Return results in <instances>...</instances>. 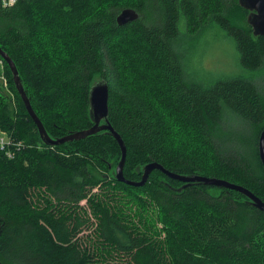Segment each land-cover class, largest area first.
<instances>
[{
  "label": "trees",
  "instance_id": "trees-1",
  "mask_svg": "<svg viewBox=\"0 0 264 264\" xmlns=\"http://www.w3.org/2000/svg\"><path fill=\"white\" fill-rule=\"evenodd\" d=\"M233 7L247 18L238 0H17L0 6V48L51 138L92 125L88 90L103 79L127 179L154 161L264 201V90L241 73L192 80L181 46L183 36L220 29L245 71L262 70L264 35L233 22ZM124 8L137 18L118 24ZM1 60L0 132L12 156L0 150V264H264V210L246 196L181 187L157 169L141 186L117 181L120 149L103 130L45 144ZM159 100L180 122L173 131L159 119Z\"/></svg>",
  "mask_w": 264,
  "mask_h": 264
},
{
  "label": "water",
  "instance_id": "water-1",
  "mask_svg": "<svg viewBox=\"0 0 264 264\" xmlns=\"http://www.w3.org/2000/svg\"><path fill=\"white\" fill-rule=\"evenodd\" d=\"M238 4L248 11L246 21L251 26L252 33L254 36L264 35V0H238ZM137 18V12L130 8L122 9L117 15V23L123 24L125 22L134 20ZM0 57L7 63L9 66L12 79L15 85V88L20 96L29 116L32 118L35 123L40 139L47 145H56L61 144L67 141L80 140L89 135L95 134L99 131H106L116 140L119 149H120V159L117 162L116 168L113 171V177L120 182L132 186H141L143 185L152 170L157 169L163 172L169 178L178 180L183 183L181 187L188 185L192 182H200L205 185L220 186L223 188H228L235 190L246 196L249 200V203L260 209L264 210V201L254 195L250 190L243 187L242 185L229 182L227 180L217 178V177H208L199 174H180L173 171H170L163 167L161 164L151 161L146 163L142 167V174L139 180L127 179L123 174V167L126 159V145L119 135V133L113 128L108 118V86L107 83L103 80H95L89 87L88 90V109L89 116L92 121V125L89 128L78 130L75 132L68 133L64 136L51 138L46 132L42 122L35 114L30 100L24 90V87L21 83L17 68L9 57V55L0 48ZM258 154L260 161L264 168V128L260 132L258 140Z\"/></svg>",
  "mask_w": 264,
  "mask_h": 264
},
{
  "label": "rangeland",
  "instance_id": "rangeland-1",
  "mask_svg": "<svg viewBox=\"0 0 264 264\" xmlns=\"http://www.w3.org/2000/svg\"><path fill=\"white\" fill-rule=\"evenodd\" d=\"M230 18L233 22L239 25H245L246 16L238 7H233L230 11ZM182 52L185 61L187 75L193 80L201 83H210L216 78L231 76L234 74H243L252 77L259 84L261 90H264V68L260 71L249 72L245 71L240 65L238 53L235 47V42L223 35L220 29H210L196 38H188L183 36ZM4 68L2 60L0 61V78L4 77ZM4 87L7 82L4 78ZM160 100L155 102L157 112L161 115L160 120L166 129L173 131L178 125V118L174 117L171 110L160 106ZM158 119V120H159ZM184 131V130H183ZM1 134V133H0ZM116 165L112 167L114 171ZM99 170V169H96ZM132 180H139L132 178ZM160 226V224L157 223ZM88 231H82L79 235L82 236Z\"/></svg>",
  "mask_w": 264,
  "mask_h": 264
},
{
  "label": "built area",
  "instance_id": "built-area-1",
  "mask_svg": "<svg viewBox=\"0 0 264 264\" xmlns=\"http://www.w3.org/2000/svg\"><path fill=\"white\" fill-rule=\"evenodd\" d=\"M17 0H0L1 7H8L13 5ZM0 150L6 151L7 155L12 156L11 151L8 150L9 146L12 144V141L9 140L8 136L0 132Z\"/></svg>",
  "mask_w": 264,
  "mask_h": 264
}]
</instances>
